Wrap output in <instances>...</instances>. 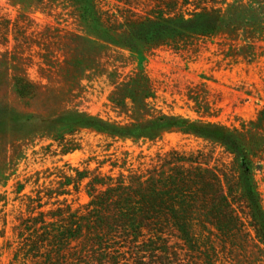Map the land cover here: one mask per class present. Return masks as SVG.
Returning a JSON list of instances; mask_svg holds the SVG:
<instances>
[{"label":"trees","instance_id":"16d2710c","mask_svg":"<svg viewBox=\"0 0 264 264\" xmlns=\"http://www.w3.org/2000/svg\"><path fill=\"white\" fill-rule=\"evenodd\" d=\"M57 1L65 2L80 21L82 34L72 37V46L76 42L131 49L140 43L186 45L198 37L235 34L244 23L264 30V0H162L140 18L122 15L129 11L120 6L126 0ZM84 55L75 57L83 62ZM4 69L0 65L1 134L13 141L49 136L52 142L40 146L43 154L65 155L81 149L78 132L83 128L136 140L152 139L178 127L202 138L206 145L222 146L232 157L228 162L213 159L208 147L171 148L141 156L136 163L109 156L104 158L110 167L107 172H101L99 165L58 174L48 186L27 197L25 213L18 218L11 264H226L227 252L251 238L234 204L236 194L251 204L258 200L254 186L243 178L255 153L239 128L166 115L107 127L76 109L42 114L22 111L7 99V89L20 100L41 93L21 77L10 78ZM92 69L91 64L86 65V70ZM121 87L125 89L126 83ZM132 100L123 92L114 102L132 108ZM257 121L264 126V106L259 118L249 121L252 128ZM81 191L89 199L74 206L67 196L74 192L77 200ZM173 231L189 259H181L173 250L169 241Z\"/></svg>","mask_w":264,"mask_h":264},{"label":"rangeland","instance_id":"374dc122","mask_svg":"<svg viewBox=\"0 0 264 264\" xmlns=\"http://www.w3.org/2000/svg\"><path fill=\"white\" fill-rule=\"evenodd\" d=\"M161 2L126 0L120 6L129 10L122 15L140 18ZM246 25L235 34L198 37L186 45L140 43L131 49L87 41L86 45L76 42L78 45L72 46V37L82 34V27L65 2L0 0V65L9 77H21L41 93L31 100H20L7 89L6 96L22 111L42 114L46 110L76 109L107 127L166 115L239 128L255 153L250 156L252 166L243 178L254 186L258 200L251 204L236 194L234 204L251 238L240 241L241 245L232 248L235 251L227 252L226 264H264V126L257 121L252 128L249 123L259 118L264 106V30ZM83 53L82 62L77 57ZM89 64L94 69L86 70ZM123 82L125 89L121 87ZM123 92L132 96V108L115 105L114 99ZM3 123L0 119V264H11L18 218L25 213L27 197L48 186L58 174H73V169H94L99 165L101 172H107L110 167L104 158L109 156L136 163L141 156L171 148L190 151L208 147L213 159L232 160L222 146L206 145L202 138L178 127L152 139L136 140L112 138L110 133L83 128L78 132L81 149L65 155H46L40 146L52 142L49 136L13 141L1 134ZM76 197L74 192L67 196L74 206L89 199L84 191L77 200ZM169 241L181 259H189L176 231Z\"/></svg>","mask_w":264,"mask_h":264}]
</instances>
